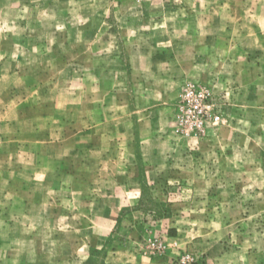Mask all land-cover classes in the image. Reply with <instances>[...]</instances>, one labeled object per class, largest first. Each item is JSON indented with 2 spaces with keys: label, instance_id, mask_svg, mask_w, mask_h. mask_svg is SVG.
Masks as SVG:
<instances>
[{
  "label": "rangeland",
  "instance_id": "obj_1",
  "mask_svg": "<svg viewBox=\"0 0 264 264\" xmlns=\"http://www.w3.org/2000/svg\"><path fill=\"white\" fill-rule=\"evenodd\" d=\"M184 253L264 264V0H0V264Z\"/></svg>",
  "mask_w": 264,
  "mask_h": 264
},
{
  "label": "built area",
  "instance_id": "obj_2",
  "mask_svg": "<svg viewBox=\"0 0 264 264\" xmlns=\"http://www.w3.org/2000/svg\"><path fill=\"white\" fill-rule=\"evenodd\" d=\"M219 118L209 94L205 90L190 86L186 88L181 99L176 132L183 137L200 138ZM172 264H195V260L190 253H184Z\"/></svg>",
  "mask_w": 264,
  "mask_h": 264
},
{
  "label": "crops",
  "instance_id": "obj_3",
  "mask_svg": "<svg viewBox=\"0 0 264 264\" xmlns=\"http://www.w3.org/2000/svg\"><path fill=\"white\" fill-rule=\"evenodd\" d=\"M14 44H15L17 47H20V46H21V45H20V44H21L20 41H16V42H14ZM19 60H20V59H19L18 56H17L16 58L13 57V58L11 59L12 63L19 62Z\"/></svg>",
  "mask_w": 264,
  "mask_h": 264
}]
</instances>
